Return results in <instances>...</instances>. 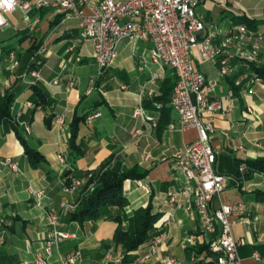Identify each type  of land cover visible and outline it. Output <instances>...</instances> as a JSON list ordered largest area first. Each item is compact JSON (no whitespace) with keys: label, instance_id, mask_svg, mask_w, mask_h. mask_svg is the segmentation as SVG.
<instances>
[{"label":"crops","instance_id":"0c3cea01","mask_svg":"<svg viewBox=\"0 0 264 264\" xmlns=\"http://www.w3.org/2000/svg\"><path fill=\"white\" fill-rule=\"evenodd\" d=\"M225 1L229 2L224 7ZM225 1L202 0L198 5L197 14L203 17L206 27L228 26L232 21L231 16L236 15L264 21V6L260 0H247L244 4ZM59 16L52 10L43 9L34 11L28 21L22 20L44 23V31L37 37L38 43L45 49L37 84L46 91L53 101L52 105L47 109L34 107L29 88L34 80L29 75L16 77L13 73L7 86L5 80L0 81V96L7 90L15 93L11 109V119L15 123L0 122V158H10L19 169L18 173H13L7 167L0 166V264H35L38 256L47 264H62L61 257L70 251L81 252V264H117L115 259L119 257L122 258L121 264H133L147 255L149 246L154 242L153 237L131 252L125 263L121 250L111 243L116 228L114 222H87L81 226L77 222L67 221V215L71 212L61 219L59 226V230L69 234L70 238L53 247L49 257L44 252L45 238L50 229L45 213H58L63 202L76 204L81 195L78 189L64 191L67 183L65 172L71 168L68 162L70 123L74 115H89L95 111L101 113L91 125L84 124L79 130L84 154L76 161V168L79 171H94L110 155H115L128 168L139 166L147 170L148 175L141 181L149 185V195L138 188L134 180H126L123 184L128 201L126 212L131 215L134 210L151 203L153 212L159 213L160 218L169 211L165 205L167 194L178 186L169 157L175 150L196 140L197 132L194 129L183 132L169 130L168 125L177 121L172 111L170 123L160 134L157 128L151 132L145 130L144 136L136 141L133 132L139 122L132 113L141 99V87L149 81L150 74L157 71V66L149 62L151 44L122 41L113 65L102 77L96 78L95 88H92L91 77L86 72L90 66L97 70L92 44L79 39L76 21L62 23L60 20L53 24ZM49 17L52 19L46 21ZM27 27L20 30L25 31ZM24 31L20 34L25 37L27 34H23ZM72 44H76V48L69 51ZM261 52L264 59V49ZM141 57L146 59V67H141ZM3 61L4 57L0 64ZM230 64L233 73L220 76L216 66L196 62L198 70L216 82L214 96L224 97L230 90L234 93L233 109L224 115H214L215 132L211 145L216 151L215 170L222 175L235 177L238 175L237 161L264 158V82L250 83L251 69L239 60L232 59ZM168 76L174 77L170 69L165 70L156 84L147 87L160 94V83ZM70 83L73 85L70 86ZM101 99L105 104L94 108V103ZM151 99L143 95L144 108ZM247 107L253 109L251 114L246 113ZM151 113L154 114V111ZM49 117H52L50 128L45 123ZM12 124H18L30 147L39 151L45 157V162L35 168L29 164ZM25 127L29 128L28 133ZM60 156L64 158L66 166L59 161ZM246 185L250 192L241 190L240 184L231 183L221 194L220 202H244L251 224L233 228L235 237L247 241L238 249V254L242 264H264V182L260 174H253L246 180ZM36 193H41V197H37ZM161 230L166 236L160 242V252L155 258L162 262L173 257L176 264H189L191 243L206 241L200 230L199 216L194 213L191 218L184 208L177 209L172 221L163 225ZM111 248L113 257L111 255L110 261L106 262L105 255ZM254 253L259 255V263L253 259Z\"/></svg>","mask_w":264,"mask_h":264},{"label":"built area","instance_id":"2783aa9c","mask_svg":"<svg viewBox=\"0 0 264 264\" xmlns=\"http://www.w3.org/2000/svg\"><path fill=\"white\" fill-rule=\"evenodd\" d=\"M202 0H12L11 7L0 5V30L10 27V21L15 13L22 15V20L28 21L30 15L38 10H52L61 15V22L76 21L79 39L90 41L93 48V59L97 67L98 77H102L117 58V49L122 41L149 42V62L157 66V71L150 74L149 81L140 89L141 99L133 110V118L139 122L134 129L136 141L144 136L145 130L151 132L157 128L158 111L161 103H154V114L145 110L142 102L144 94L150 98L159 96L155 89L147 85L156 84L163 77L166 69L173 71L175 84L170 96V107L177 116L175 123L169 124L171 131L183 132L194 129L197 138L175 150L169 157L171 170L178 186L167 194L168 213L164 215L157 228L169 224L173 213L184 208L191 218L196 213L200 219V230L205 236L209 250L216 256L214 264H242L238 249L244 246L245 238H237L233 228L236 225H250L249 212L244 202L234 204L220 202L221 194L229 187L233 177L222 175L215 170L216 151L211 145V137L215 132L214 115H222L234 107V93L229 91L224 97L214 96L216 82L208 79L196 66V62L210 63L218 68L220 76L233 73L230 64L232 59L239 60L251 69V66H264L259 58L264 49V27L251 31L245 25L229 22L226 28L218 26L206 27L202 16L197 14V7ZM215 1V0H214ZM264 6V0H260ZM229 1H225V7ZM238 16V15H236ZM35 21L34 23H36ZM72 44L69 51H73ZM38 53H45L42 47ZM11 53L9 57L13 59ZM141 67H146L147 61L140 58ZM38 78L37 70L29 74ZM97 78V77H96ZM96 78H91L94 85ZM261 78L251 69L252 84L261 83ZM56 83V81H55ZM70 86L73 83L69 84ZM30 106V105H29ZM253 109L246 108L251 114ZM157 113V114H156ZM101 113L95 111L87 115L86 124L99 118ZM25 132L29 128L25 127ZM1 135V132H0ZM165 160V159H164ZM59 161L64 165V159ZM0 166L7 167L13 173L19 169L8 158H0ZM245 164L238 166V184L241 190L250 192L246 185L244 174ZM264 182V174H260ZM84 179L72 178L66 183L65 192L80 189ZM133 183L146 194L151 193L148 184L140 180ZM92 190V189H91ZM41 197V193H36ZM215 203H217L215 205ZM214 204V205H213ZM77 205L63 202L58 213L46 212L45 217L50 227L45 238L44 252L51 255L52 248L60 245L70 235L59 230L62 217L75 211ZM151 249H154L156 243ZM110 251L105 255V261H110ZM253 259L259 263L260 257L253 254ZM62 264H81L83 258L79 251H70L61 257ZM143 257L139 259L142 261ZM122 258L115 259L121 264ZM35 264H47L46 260L37 257ZM168 264H173L170 260Z\"/></svg>","mask_w":264,"mask_h":264},{"label":"trees","instance_id":"16d2710c","mask_svg":"<svg viewBox=\"0 0 264 264\" xmlns=\"http://www.w3.org/2000/svg\"><path fill=\"white\" fill-rule=\"evenodd\" d=\"M62 16L56 18L53 24L58 23ZM234 24L245 25L251 31L259 30L264 27V21L249 19L242 16H231ZM26 37V36H25ZM23 37L22 40L25 39ZM20 41V43L22 42ZM41 44H33L25 52L17 51L18 60L21 65L17 74L23 71L37 69L38 66L30 63L29 58L33 55L35 50H38ZM1 49L0 61L11 51H15V47L9 49ZM251 69L264 82V67L251 66ZM175 84V78L168 76L160 83V94L158 97L152 98L145 103L147 110L155 111L154 103H161L162 108L158 111L159 119L157 123V133H161L163 129L170 123V115L172 108L170 107V96ZM32 92V100L35 106L43 109L49 108L53 101L50 99L46 91L39 84L29 87ZM15 93L12 90L4 92L0 97V122H12L10 108L14 102ZM104 100H98L93 107L98 108L104 105ZM87 115H74L70 126V138L68 140V162L71 168L65 172V177L68 182V177L81 178L90 175V181H95L96 186L94 190L82 197L78 208L67 215L68 222H77L83 225L87 222L96 223L98 221H112L116 224L113 232L111 243L119 248L123 254V262H128L127 257L131 252L138 250L144 246L152 237L158 234L154 228V224L160 218L159 213L153 212L152 204L149 203L146 208H139L132 212L131 215L125 213L128 206V201L123 192V184L126 180H141L148 175V171L139 166L131 168L126 167L122 162L116 158L115 155H110L100 166L94 171H79L76 168V161L84 154V144L79 140L80 126L86 124ZM51 118L45 120L46 126L50 128ZM13 131L17 140L24 149V154L29 164L35 168L40 163L45 162V157L37 150L30 147L23 135V130L19 128L18 124H12ZM237 176L233 177L231 183L238 184V166L245 164L247 171L244 174V179H250L253 174H264V158L249 159L245 161H237ZM229 184V185H230ZM123 224H125L123 226ZM193 250L198 255L203 252L206 253L208 261H200L196 264H214L216 256L209 250L208 245H201Z\"/></svg>","mask_w":264,"mask_h":264},{"label":"rangeland","instance_id":"374dc122","mask_svg":"<svg viewBox=\"0 0 264 264\" xmlns=\"http://www.w3.org/2000/svg\"><path fill=\"white\" fill-rule=\"evenodd\" d=\"M233 1H235L237 3L244 4V3H246L247 0H233ZM51 19H52V17H49V18H47L46 21L51 20ZM23 21H22V15L19 13H15L13 15L11 21H10V27L7 29H4V30H0V48L9 49L11 47H15V51H11L6 56H4L5 61H3L0 64V81L5 80L4 81V82H6L5 86L9 85L8 81H9L10 76L13 75V73L16 77H20V76L27 75L32 71V70H28V71L26 70V71H23L19 75L17 74V71L20 68L21 63L18 60V56H17L16 52L17 51L25 52V50L28 49L31 45L38 44L39 39L37 40V37L40 36L44 31V29H43L44 23H42V22L41 23L40 22L34 23L35 21H31L30 23H27V22H23ZM26 26H28V27L25 28L26 29L25 31L20 30L22 27H26ZM223 27L226 28L227 26L224 24ZM23 31L25 32L23 34H27V36L25 37L24 40H22L24 36H22L20 34ZM21 40H22V42L20 43ZM41 48L42 47H40L38 50H35V52L32 53L33 55L29 58L30 63H34V64H36V66H38L37 69H33V70H37L38 78L33 79L34 81H32L30 83V86L37 84V80L39 79V69H40L41 65L43 64L44 54H45V53H42V54L38 53V51ZM11 53L14 55L13 59H11L9 57V55ZM261 53L262 52H260L259 58L263 59ZM263 63H264V59H263ZM262 67H264V66H262ZM86 72L88 73V77H91V78H92V76L94 78L98 77V72H97L96 68L93 66L88 67ZM92 88H95V83H94V85H92ZM2 96L3 95H1L0 97H2ZM13 104H14V102H13ZM13 104H12V106H13ZM12 106L10 108V111L12 109ZM34 107H39V106H34ZM12 122L15 123L14 120H12ZM81 126H80V128H81ZM64 163H65V160H64ZM63 166H66V163ZM67 170H69V168H67ZM72 178H75V177H68V182ZM76 179H84L83 185L80 187V189H78V190H80L81 195H80V199L76 203V205H77L76 209H77L82 197L90 194L94 190L96 183H95V181H93V182L90 181V179H91L90 175H87V176L81 177V178H76ZM165 205H167V204L165 203ZM125 213L128 215V212H126V209H125ZM62 219H63V217H62ZM160 219L161 218H159L158 221L154 224V228L158 231V234L154 237L153 244L151 246H149L147 255L143 256L142 261H139V259H140L139 258L133 264H156V263L157 264L158 263L159 264H168V262L170 260H173V264H176V260L173 257L167 258V260H165L163 262L159 261L155 258L158 255V253L160 252L161 246L159 244L162 240H164V238L166 236L164 233H162L161 228H157V226H156V224L159 223ZM124 225L125 224H123V226ZM158 238H160V241L158 243H156V246L154 247V249H151V247L154 245V243L157 241ZM201 245H207V244H206V242H202L201 244L191 243V246L189 247L190 252H191V261L189 262V264H196L200 261H208V258L206 256L205 252L198 255L196 253V251L193 250L194 248H197ZM109 251H110V255H112V257H113L114 253H113L112 248ZM80 254H81V252H80ZM81 256H82V254H81ZM119 258H121V257H119ZM121 263H122V261H121Z\"/></svg>","mask_w":264,"mask_h":264},{"label":"clouds","instance_id":"9594fccd","mask_svg":"<svg viewBox=\"0 0 264 264\" xmlns=\"http://www.w3.org/2000/svg\"><path fill=\"white\" fill-rule=\"evenodd\" d=\"M0 5H7L8 7H11L12 5V0H0ZM3 21L0 20V23H2Z\"/></svg>","mask_w":264,"mask_h":264}]
</instances>
